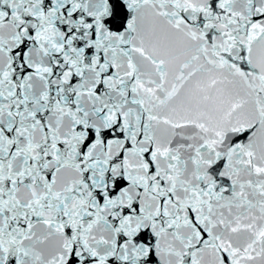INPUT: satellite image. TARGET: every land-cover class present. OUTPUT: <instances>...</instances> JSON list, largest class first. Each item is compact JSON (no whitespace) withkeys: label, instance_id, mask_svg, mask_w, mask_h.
Masks as SVG:
<instances>
[{"label":"snow or ice","instance_id":"snow-or-ice-1","mask_svg":"<svg viewBox=\"0 0 264 264\" xmlns=\"http://www.w3.org/2000/svg\"><path fill=\"white\" fill-rule=\"evenodd\" d=\"M0 264H264V0H0Z\"/></svg>","mask_w":264,"mask_h":264}]
</instances>
